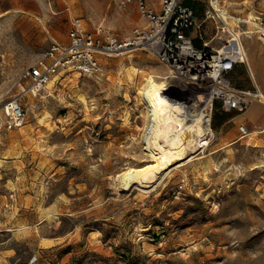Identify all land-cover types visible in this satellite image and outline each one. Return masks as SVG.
Here are the masks:
<instances>
[{
  "label": "rangeland",
  "instance_id": "374dc122",
  "mask_svg": "<svg viewBox=\"0 0 264 264\" xmlns=\"http://www.w3.org/2000/svg\"><path fill=\"white\" fill-rule=\"evenodd\" d=\"M184 1L197 10L195 46L214 52L222 34L234 38L208 0ZM216 6L237 17L225 18L248 55L264 46L249 22L264 21V0ZM77 17L121 36L143 22L120 0H0V264H264V99L242 110L213 100L212 143L154 186L124 189L117 175L153 159L141 138L145 77L170 74L165 92L179 99L201 87L135 48L102 56L97 73L62 71L39 93L23 91L27 68L68 41ZM241 61L226 76L247 87ZM14 97L26 121L7 128L2 106ZM256 101L262 110L248 111ZM241 125L248 134L227 144Z\"/></svg>",
  "mask_w": 264,
  "mask_h": 264
},
{
  "label": "built area",
  "instance_id": "2783aa9c",
  "mask_svg": "<svg viewBox=\"0 0 264 264\" xmlns=\"http://www.w3.org/2000/svg\"><path fill=\"white\" fill-rule=\"evenodd\" d=\"M120 0L123 8L135 3L143 22L135 25L129 34L119 35L112 27L98 23L89 27L81 17L74 18L68 32V41H52L45 56L27 68L25 76L31 85L23 91L39 93L59 72L77 70L81 73H97L102 56L123 53L135 48H144L170 67L173 75L183 82L211 92L214 102L218 99L222 108L243 109L252 99L261 98L258 88L247 89L233 85L226 74L239 62L236 50L226 40L222 48L209 51L198 48L188 33L199 26L194 7L183 0ZM219 17L218 0H208ZM220 7V6H218ZM211 10H208V13ZM210 15V14H209ZM208 15V16H209ZM215 17V15H213ZM259 16L249 22L254 24L258 39L264 43V21ZM224 32V24L218 25ZM198 58H203V66ZM7 128L21 126L26 114L19 97L6 100L2 106ZM243 135L247 129L240 126Z\"/></svg>",
  "mask_w": 264,
  "mask_h": 264
},
{
  "label": "bare ground",
  "instance_id": "6f19581e",
  "mask_svg": "<svg viewBox=\"0 0 264 264\" xmlns=\"http://www.w3.org/2000/svg\"><path fill=\"white\" fill-rule=\"evenodd\" d=\"M217 8L219 17L225 24L224 30L228 29L236 36L231 39L229 45L236 50L239 60L240 58L244 60L252 69L246 50L239 46L237 39L239 32H235L225 18L237 17L228 14L223 7ZM197 61L203 62V66L208 65L203 58H198ZM156 76L147 75L142 85V97L147 113L141 138L145 150L153 159L139 166H129L117 175L118 183L124 189H130L132 186L141 188L154 186L172 169L186 164L194 152L208 147L214 137L211 126L212 93L200 88L187 99L174 98L165 92L167 79L171 75L159 76L161 80ZM259 91L264 98V92Z\"/></svg>",
  "mask_w": 264,
  "mask_h": 264
},
{
  "label": "crops",
  "instance_id": "0c3cea01",
  "mask_svg": "<svg viewBox=\"0 0 264 264\" xmlns=\"http://www.w3.org/2000/svg\"><path fill=\"white\" fill-rule=\"evenodd\" d=\"M196 12H197V10H196ZM188 32L191 35V30H189ZM248 57H249V60L251 62L252 69L248 66V64H246V62L244 60H242V61L239 60V62L241 61L245 65V66H243V68H241V70H243V72H241V73H242L243 76L249 78V80H250L249 85L247 87H241V86H237V87L247 88V89H252V90H254L255 88H258L259 90L264 92V46L262 44L261 45L258 44V42H257L256 46L255 45H251V48L249 49ZM235 65L237 66V64H235ZM238 66H240V65H238ZM255 99H257V98H255ZM263 99L264 98H262V97L258 98V100H263ZM253 100L254 99H252L251 102L246 107H248L253 102ZM239 110H242V109H239ZM252 110L255 111L256 113L259 110H262L260 102L256 101L255 103H253L251 108H250V110H248V111H252ZM247 113L250 114L249 112H247ZM247 113L245 112V115H247ZM234 119H235V116L229 117L228 119L225 120V122L234 121ZM257 131L263 132L264 131V127L261 128L260 130H257ZM237 132H238V130H237ZM247 132H248V130H247ZM241 134H242V132H241ZM244 136L245 135H243V134L240 137H236V135L235 136H230V137H226L225 140H226V143L229 144V143H232V142L240 140Z\"/></svg>",
  "mask_w": 264,
  "mask_h": 264
},
{
  "label": "trees",
  "instance_id": "16d2710c",
  "mask_svg": "<svg viewBox=\"0 0 264 264\" xmlns=\"http://www.w3.org/2000/svg\"><path fill=\"white\" fill-rule=\"evenodd\" d=\"M183 2H184L185 4H187V5H190V4L186 3L184 0H183ZM190 6H192V5H190ZM192 7H194V6H192ZM194 8H195V7H194Z\"/></svg>",
  "mask_w": 264,
  "mask_h": 264
}]
</instances>
